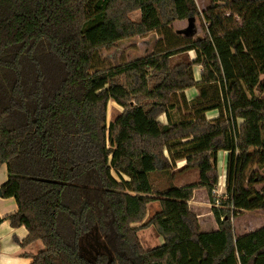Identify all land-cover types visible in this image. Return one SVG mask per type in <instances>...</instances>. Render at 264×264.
Instances as JSON below:
<instances>
[{"label":"trees","instance_id":"1","mask_svg":"<svg viewBox=\"0 0 264 264\" xmlns=\"http://www.w3.org/2000/svg\"><path fill=\"white\" fill-rule=\"evenodd\" d=\"M192 19L201 37L173 30ZM151 34L145 56L101 66L103 51ZM263 76L264 0H0V196L16 202L21 246L43 244L30 264H264V227L237 237L232 222L264 210ZM110 102L123 112L108 124ZM220 151L226 196L204 233L189 202L215 192ZM178 159L199 182L157 188ZM150 227L164 243L145 250Z\"/></svg>","mask_w":264,"mask_h":264},{"label":"crops","instance_id":"2","mask_svg":"<svg viewBox=\"0 0 264 264\" xmlns=\"http://www.w3.org/2000/svg\"><path fill=\"white\" fill-rule=\"evenodd\" d=\"M195 1L198 5L199 9L202 10L206 7L209 0H195ZM194 21H195V19L175 23L173 25V29H175L174 26L177 24H183V23L187 22V23H189V25H192L191 23ZM175 32L179 33L176 30H175ZM179 34H181V33H179ZM185 35L189 36L188 34H184V36ZM159 38L160 37L157 36V39H159ZM191 54H194V56H191ZM189 55H190L191 59H195V53L194 52H190ZM198 69H199V71H201L200 68H198ZM196 79H197V81H200V72H199L198 78L196 76ZM185 95H186V98L188 101H192L198 97V91L196 89H190V90L185 92ZM110 103H113L112 107H113V109H115L118 112V115H117V117H118L123 112V109L120 108L114 102H110ZM183 117L184 116L182 114H178V115L173 114L171 120L172 121H178V120H182ZM217 117H218L217 111H212V112L207 113V119L208 120H215ZM159 122L163 125H167L168 119L165 115H162L161 117H159ZM189 141H191V139H185L183 141V143H187ZM165 155L168 156V154L166 152H165ZM227 157H228V154L224 151H220L218 153L219 183H218L217 187L219 189L217 192L215 190L214 194H219L220 197H222L223 199L226 196L225 186H226ZM186 163H187L186 159H178L175 163L176 168H174V172L177 171V177L178 178L181 177V179H182L181 183H179L177 185L173 184L176 187L181 188V187H184V186H187L190 184H197L199 182L197 179V172L194 169H189V170L185 169ZM160 177L163 178L162 176H157L156 178L159 179ZM7 179H8L7 167H6V165H0V188L7 181ZM217 187H216V189H217ZM212 199H213V196L209 197V194H208L206 189L199 188V189L195 190L194 195H193V199H192V201L189 202L191 209L197 215V218H198V221H199V224L201 227V231L204 233H211V232H215L218 230V226H217V223L215 220H213V222L216 224V227L215 228L212 227L211 229H208L207 225H206V227H204L203 223H202V220H203L204 215L206 213H208V214L212 213L214 215V211H213L214 208L212 205L213 203L211 201ZM152 204H154V203H152ZM16 211H17V205H16V202L13 198L5 199V198H2L0 196V218L3 219V221L0 225V257H2L4 260L10 262V264H30L32 262V258L30 256L36 255L39 252V250H40L39 245L40 244H39V241H37V242L32 243L28 246H21V243L23 242V240L28 235L27 229L25 227L13 228L10 225V222L7 220V217L14 214ZM259 212L264 213V210H261ZM244 213H246V212H244ZM257 217H259V216H257ZM257 217H255V219H257ZM260 218L264 219V217H262V216ZM214 219H215V217H214ZM149 220H150V218H149ZM143 224H144V222L142 224L135 225V227H139ZM240 224H242L240 227L242 235L241 234L237 235V237H241L243 235H246L250 232H253L255 230H258V229L264 227V223H262V225H261L262 227L259 226L260 228L258 227V229H254L253 227L249 226L248 221L242 222ZM252 228L254 230H252ZM159 244H161V241L157 244V247L162 245V244L161 245H159Z\"/></svg>","mask_w":264,"mask_h":264},{"label":"rangeland","instance_id":"3","mask_svg":"<svg viewBox=\"0 0 264 264\" xmlns=\"http://www.w3.org/2000/svg\"><path fill=\"white\" fill-rule=\"evenodd\" d=\"M129 17L134 22H140L141 13L140 11H137L135 13L130 14ZM191 24L192 25H189V23L187 22L183 24H177L174 26L175 29L173 30L174 31L176 30L182 35L188 34L189 36H192L194 39L201 37L202 30H201L199 19H195V21L192 22ZM156 40H157V35L151 34L145 37H138V38L120 41L119 43H117L116 47H114L113 49L109 51H103L101 53V57H100L102 61L101 66L103 68L111 67V66H115L120 63H126L129 61H132L139 57H143L151 51ZM191 56H194V54H191ZM195 72L198 78L199 72H200L199 69L196 68ZM262 78L264 79V76ZM112 104L113 103H109V106H108V111H107L108 124L112 123L118 115V112L115 109H113ZM172 172H174V170ZM174 174H175L174 178L170 182L166 178H161V177L159 179L155 178L154 180L155 186L161 189V188H165L170 183L174 185L181 183L182 179L181 177L180 178L177 177V171H175ZM114 176L116 177V175ZM218 189L219 188L217 187L216 192L218 191ZM212 196L213 198L220 197L219 194H214V193ZM159 210H160V204L158 202H154V204H150V206H148L147 208V216H146V219L144 220V224H146L149 218H152L154 214L158 212ZM261 216L264 217V213H260L259 211H256V212L242 213L240 216L234 218L232 222L234 226L235 235L237 236L242 233L240 229L242 224L240 223L245 222V221L249 222L248 224L249 226L253 227L254 229H258V227L261 226L262 223H264V219L260 218ZM255 217H257V219H255ZM213 220H215L214 215L212 213L211 214L206 213L202 220L203 226L206 227L207 225L208 229H211L212 227L215 228L216 224L213 222ZM253 228L252 230H254ZM138 236L145 250L156 248L157 244L160 241H161V244L164 243L163 238L157 235L153 227H150L148 229H145L139 232ZM39 244H40L39 251H41L43 250V244L40 241H39Z\"/></svg>","mask_w":264,"mask_h":264},{"label":"clouds","instance_id":"4","mask_svg":"<svg viewBox=\"0 0 264 264\" xmlns=\"http://www.w3.org/2000/svg\"><path fill=\"white\" fill-rule=\"evenodd\" d=\"M0 264H10V262L4 260L2 257H0Z\"/></svg>","mask_w":264,"mask_h":264},{"label":"built area","instance_id":"5","mask_svg":"<svg viewBox=\"0 0 264 264\" xmlns=\"http://www.w3.org/2000/svg\"><path fill=\"white\" fill-rule=\"evenodd\" d=\"M217 204H219V202H217Z\"/></svg>","mask_w":264,"mask_h":264}]
</instances>
